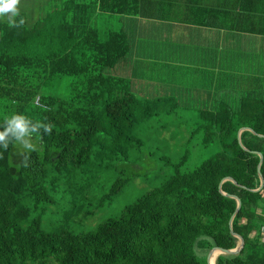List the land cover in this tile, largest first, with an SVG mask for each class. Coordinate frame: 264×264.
Instances as JSON below:
<instances>
[{
	"label": "trees",
	"instance_id": "1",
	"mask_svg": "<svg viewBox=\"0 0 264 264\" xmlns=\"http://www.w3.org/2000/svg\"><path fill=\"white\" fill-rule=\"evenodd\" d=\"M139 2L20 0L18 15L0 19V131L14 113L51 129L29 131L23 141L10 134L7 149L0 148V264H206L212 248L239 245L229 229L237 201L224 194L241 202L232 230L244 246L238 255L219 254L215 264H264V185L256 191L257 153L264 178V88L236 106L200 114L204 145L216 141L220 148L211 159L190 172L176 166L164 184L126 206L118 219L104 220L87 234L67 230L74 216L78 222L93 216L80 211V199L67 196L72 189L82 192L73 180L76 170L92 156L107 165L113 157L126 158L137 140L134 124L150 116V103L112 74L128 54L126 36L102 35L92 25L98 12L131 15ZM62 77L74 78L65 97L50 92ZM242 128L253 132L242 131L239 143ZM129 168L126 163L118 170L110 196L138 177ZM58 193L70 210L47 231L32 216Z\"/></svg>",
	"mask_w": 264,
	"mask_h": 264
},
{
	"label": "crops",
	"instance_id": "2",
	"mask_svg": "<svg viewBox=\"0 0 264 264\" xmlns=\"http://www.w3.org/2000/svg\"><path fill=\"white\" fill-rule=\"evenodd\" d=\"M120 17L126 58L112 74L137 98L215 113L264 88V0H141ZM96 15V17H97ZM139 99V100H140ZM141 101V100H140Z\"/></svg>",
	"mask_w": 264,
	"mask_h": 264
},
{
	"label": "rangeland",
	"instance_id": "3",
	"mask_svg": "<svg viewBox=\"0 0 264 264\" xmlns=\"http://www.w3.org/2000/svg\"><path fill=\"white\" fill-rule=\"evenodd\" d=\"M119 19L115 15L108 19L106 14H101L97 15L92 25L105 35L109 31H118ZM73 80V77H62L52 84L50 92L54 91L60 97L69 95ZM140 100L150 103V116L134 124L132 134L137 140L130 143L126 158L113 157L112 163L107 165L97 162L92 156L88 164L76 170L73 180L82 186V192L79 194L72 189L67 192V196L69 199H80V211L92 212L93 216L83 222H78L74 216L76 220L67 223L69 232L87 234L104 220L118 219L126 206L164 184L176 166L181 172H190L220 151L216 141L204 145V132L199 129L204 122L196 109H184L178 99L174 100L177 103L174 108L159 106L155 101L160 99L144 97ZM136 141H140L141 145H136ZM126 163L130 164V171L138 173V177L130 181L119 194L110 196V188L119 177L118 170ZM59 196L60 193L55 195L53 203L39 206L32 216L39 218L43 229L47 231H51L52 223H58L62 215L70 210V206L60 204ZM102 197L106 200L100 209H96ZM198 257L200 260L203 258L199 254Z\"/></svg>",
	"mask_w": 264,
	"mask_h": 264
},
{
	"label": "clouds",
	"instance_id": "4",
	"mask_svg": "<svg viewBox=\"0 0 264 264\" xmlns=\"http://www.w3.org/2000/svg\"><path fill=\"white\" fill-rule=\"evenodd\" d=\"M19 4L20 0H0V19L6 14H11L10 18L18 15ZM40 127H44L46 132L51 130L48 126L41 124L39 121L33 123L31 119L22 114H12L5 120L3 131H0V148L7 149V138L10 134L17 140L23 141V138L29 131L35 132ZM26 146L30 150H34V145L26 144Z\"/></svg>",
	"mask_w": 264,
	"mask_h": 264
},
{
	"label": "water",
	"instance_id": "5",
	"mask_svg": "<svg viewBox=\"0 0 264 264\" xmlns=\"http://www.w3.org/2000/svg\"><path fill=\"white\" fill-rule=\"evenodd\" d=\"M244 130L252 131L251 129H248V128H242V129H240L239 132H238V135H237V140H238L239 143H240V133L242 131H244ZM257 154L259 156L258 172H259V177H260V186H259V188L256 191H260L263 188V185H264V178L260 174V166L262 164V159L263 158H262V155L260 153H257ZM225 180H229V181L235 183L231 178H227ZM224 195L227 196V197L233 198V199H235L237 201V208H236L234 214L232 215V217L230 218V221H229V229H230L231 235L234 236V237H236L239 240V245H238L237 248L232 249V250H227V249H223V248H212L208 252V254L206 256V264H215V260H214V262L210 263V259L212 258V254H213V252L215 250L219 251V254H223V255H238L240 253V251L243 249V246H244V240L242 239V237H240L238 234H236L232 230V221H233L234 216L236 215V213L238 212V210H239V208L241 206V202H240L239 198L236 197V196H234V195H227V194H224Z\"/></svg>",
	"mask_w": 264,
	"mask_h": 264
},
{
	"label": "bare ground",
	"instance_id": "6",
	"mask_svg": "<svg viewBox=\"0 0 264 264\" xmlns=\"http://www.w3.org/2000/svg\"><path fill=\"white\" fill-rule=\"evenodd\" d=\"M219 255V251L215 250L212 254V258L210 259V263L214 262L215 258Z\"/></svg>",
	"mask_w": 264,
	"mask_h": 264
},
{
	"label": "built area",
	"instance_id": "7",
	"mask_svg": "<svg viewBox=\"0 0 264 264\" xmlns=\"http://www.w3.org/2000/svg\"><path fill=\"white\" fill-rule=\"evenodd\" d=\"M261 235H262V241L264 242V228L261 230Z\"/></svg>",
	"mask_w": 264,
	"mask_h": 264
}]
</instances>
